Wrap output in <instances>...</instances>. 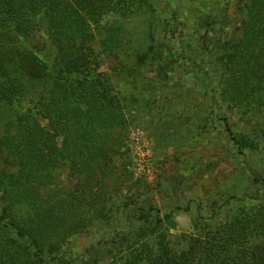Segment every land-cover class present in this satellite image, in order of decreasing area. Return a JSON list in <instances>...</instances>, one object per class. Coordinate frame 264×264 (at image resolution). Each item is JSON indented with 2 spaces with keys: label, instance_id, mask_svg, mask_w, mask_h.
<instances>
[{
  "label": "trees",
  "instance_id": "16d2710c",
  "mask_svg": "<svg viewBox=\"0 0 264 264\" xmlns=\"http://www.w3.org/2000/svg\"><path fill=\"white\" fill-rule=\"evenodd\" d=\"M199 2L210 4L184 0L197 7ZM119 5L116 0H0V111L7 105L13 112L0 134V264H264V178L258 176L253 182L262 185L260 191L212 202V211L241 208L197 235L171 240L162 225L173 212L134 207L124 214L126 228L114 227L76 256L69 241L88 231L85 216L67 211L76 208L77 195L55 189L57 195L38 197L39 190L51 191L60 167L77 161L87 132L106 134L124 123L121 101L99 71L94 49L95 32L103 34L100 43L108 51L122 45L119 34L129 14ZM180 7L172 8L176 23H188L194 14L200 16L194 29L215 25L204 8L190 13ZM223 7L236 25L231 39L215 35L208 45L206 36L196 39L216 54L221 95L241 112L253 105L263 109L264 0H225ZM113 12L120 20L101 24ZM111 217L100 209L88 219L100 225ZM134 222L153 227L135 234Z\"/></svg>",
  "mask_w": 264,
  "mask_h": 264
},
{
  "label": "rangeland",
  "instance_id": "374dc122",
  "mask_svg": "<svg viewBox=\"0 0 264 264\" xmlns=\"http://www.w3.org/2000/svg\"><path fill=\"white\" fill-rule=\"evenodd\" d=\"M116 1L129 14L119 34L122 45L108 51L100 43L103 34L95 32L94 49L99 71L110 78L121 101L124 123L106 134L87 132L77 161L60 167L50 192L38 191L42 200L57 195L55 189L72 192L78 198L68 213L78 212L88 221L100 209L112 213L100 225L86 221L88 231L70 239L74 256L114 227L126 228L124 214L134 207L173 212L162 225L171 240L197 235L241 208L212 211V202L260 191L262 185L253 177L264 178V108L253 105L241 112L221 95L216 54L196 39L206 36L207 45L215 35L221 41L231 39L236 25L221 11L225 0L199 2L203 10L184 0ZM176 4L190 13L197 8L203 15L209 12L208 20L215 25L194 29L200 18L194 14L188 23H176ZM114 19L120 20L113 12L101 24ZM1 106L0 134L13 113ZM223 119L242 141V149L231 140ZM133 227L135 234H142L153 226L134 222Z\"/></svg>",
  "mask_w": 264,
  "mask_h": 264
}]
</instances>
